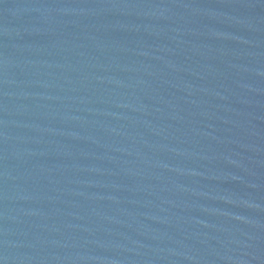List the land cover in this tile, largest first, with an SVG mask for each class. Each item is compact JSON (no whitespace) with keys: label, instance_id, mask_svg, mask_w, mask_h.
Wrapping results in <instances>:
<instances>
[{"label":"water","instance_id":"95a60500","mask_svg":"<svg viewBox=\"0 0 264 264\" xmlns=\"http://www.w3.org/2000/svg\"><path fill=\"white\" fill-rule=\"evenodd\" d=\"M0 264H264V0H0Z\"/></svg>","mask_w":264,"mask_h":264}]
</instances>
